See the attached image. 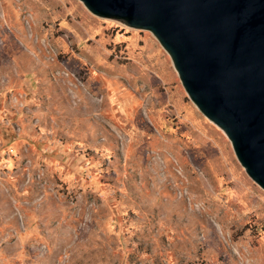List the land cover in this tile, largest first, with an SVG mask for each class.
Instances as JSON below:
<instances>
[{"label": "rangeland", "instance_id": "obj_1", "mask_svg": "<svg viewBox=\"0 0 264 264\" xmlns=\"http://www.w3.org/2000/svg\"><path fill=\"white\" fill-rule=\"evenodd\" d=\"M158 61L79 0H0V264H264V190Z\"/></svg>", "mask_w": 264, "mask_h": 264}, {"label": "water", "instance_id": "obj_2", "mask_svg": "<svg viewBox=\"0 0 264 264\" xmlns=\"http://www.w3.org/2000/svg\"><path fill=\"white\" fill-rule=\"evenodd\" d=\"M79 1L153 35L190 101L264 190V0Z\"/></svg>", "mask_w": 264, "mask_h": 264}, {"label": "crops", "instance_id": "obj_3", "mask_svg": "<svg viewBox=\"0 0 264 264\" xmlns=\"http://www.w3.org/2000/svg\"><path fill=\"white\" fill-rule=\"evenodd\" d=\"M151 50L149 52H152ZM156 64H157L156 65L157 71L154 72L155 76L162 83L166 82L167 84H172L173 90H176V92H179L181 84L177 76V73L174 70V68L171 66V64L166 63V61H158Z\"/></svg>", "mask_w": 264, "mask_h": 264}]
</instances>
